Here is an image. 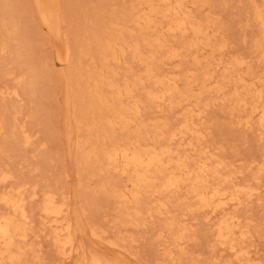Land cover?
<instances>
[{"label": "bare ground", "instance_id": "6f19581e", "mask_svg": "<svg viewBox=\"0 0 264 264\" xmlns=\"http://www.w3.org/2000/svg\"><path fill=\"white\" fill-rule=\"evenodd\" d=\"M117 1L98 0V7L94 8L92 12L93 16L91 15V18L86 17L87 19L85 18L79 28L77 27L78 34H75V38L70 41L72 42L70 45L67 44L69 43L68 36L59 33L62 28L61 18L54 17L53 11L46 7H41L38 11V17L48 32L55 31V33L62 34V36L59 35V38L63 37L67 40L66 44L69 45V48H67L71 51L70 58L66 63V70H68V72L66 71V78L70 81L68 83H71L69 85H73V98H71L74 101L71 100L74 106L73 104L71 106L74 108L71 115L67 117L66 140L74 148V159L81 172L87 174L90 179H93L91 177H99V182L96 183L97 190L95 188L94 191V188H91L93 192H90V194L85 192L88 194L85 195L91 199V205L94 200L96 202L98 199L109 202L117 213L120 226L127 224L128 226L130 224L139 225L143 215L147 213L151 217L152 209L157 215H167V212H169L168 203L170 202V200L168 202V199L172 197L179 204L177 201L183 197L182 200L185 199L186 201H181L183 203L179 205L184 209L187 208L186 210L203 213V218L211 223L213 241L224 250H229L237 264H256L248 258L247 248L245 250L241 247V243L251 231L247 232L245 226L240 224V217L235 214V210L246 202L245 199H242V196L248 199L258 195L259 189L256 188L258 186L251 187L243 182L244 185H242L235 182L236 180L234 181L231 175L226 173L224 175L222 172L224 171V161L218 159L216 153L207 154L210 152L203 150L205 147L199 148L201 145L198 144H200L203 137V131H200L199 125L203 123L202 118L206 110L205 107L208 105L206 103L200 106L201 99L199 96L213 91L214 94L221 95L222 100L225 97V102L227 100L233 102L235 106L240 107V112H244L245 117L244 119L242 117L241 120L243 119L245 126L255 127L256 125V128L260 131L259 133L264 135V72L260 75H254L255 72L252 71V75L249 69V61L251 60L248 61L246 55L243 58H237L236 56L226 63H223V58H220L222 62L213 60L204 65H200L195 61V64L199 67L197 78L190 79L187 76L185 81L182 79L184 82L182 83L183 87H178L174 75L162 76L160 74L164 71L163 68L160 69L161 73L159 74L155 66H157L158 58L161 62V59L165 56L179 57L180 54V52L177 53L176 46L173 48L162 40L161 37L164 31H167L170 36H179L180 43L178 44L182 48L188 49V51L191 48H198L199 51H196V54L207 52V44L202 42L203 45L201 46V42L197 41L199 37L201 38L204 28L202 29V26L193 17V3H188L187 0H130L132 5L129 6L128 4L123 10L117 12L113 8L114 5L117 7ZM127 2L129 1L127 0ZM249 2L252 12V16H250L259 29V38L253 41L252 48L250 47L253 49L251 53L255 52L260 60L264 62V8L257 5L255 0H249ZM110 7L111 9H109ZM20 18L21 11L13 0H0V26L3 35L0 53H7L2 56L9 58L3 60L0 73L2 76H7L14 74L17 69L23 71L21 78H19L20 73L18 74L19 77L13 75L15 79H18L14 83L15 85L2 88L0 94L4 97L7 95L19 96L18 93L21 92H17V87L25 83H27L25 93L28 96L36 97V94H38L36 85L38 86L39 81L35 75L37 67L36 63L33 65L30 53H28L30 56L26 54L28 48L26 47L27 34L23 30L20 23L22 19ZM195 18H197L196 15ZM205 30L207 31V28ZM186 36L190 39H186ZM212 42L210 41V43ZM178 46L177 48H179ZM191 52L193 53V51ZM181 53L183 52L181 51ZM218 53L217 55H219ZM123 54H129L131 63L135 64L133 61L140 63L142 73L135 77L134 74L136 73L132 72L134 78L131 81L123 80V83L120 84L117 81L115 71H111L110 74H106L105 71L110 69V63L119 62L120 56ZM210 54L212 53L210 52ZM28 56L32 62H30ZM6 64H10L9 68ZM192 67L194 68V66ZM41 68L43 69V66ZM39 71H37V76L41 73ZM188 71L191 72L189 69ZM128 77L131 78L129 73ZM43 86L45 87V85ZM194 86L195 89L197 86V90L193 88ZM138 87L141 88L139 90L143 94L141 101L145 100L144 102L146 105L148 104V107L156 104L154 107L158 111L162 110L161 104L165 105L168 110H176L177 107L182 108L183 113L181 112L182 115L178 118L180 121L177 120L179 121L177 125L175 124L171 128L164 123L165 132L164 130L162 132V129L158 128L157 125V127L148 130L150 123L144 121L146 117L140 118V116L144 117L141 112L143 108L140 111L137 101L134 100L132 95L133 91L135 95L139 93L136 92ZM135 89L137 90L135 91ZM224 90H228V93ZM143 101L142 103H144ZM203 101L205 100L203 99ZM14 106L12 112L15 115L16 109ZM145 106L141 105V107ZM160 108L161 110H159ZM1 115L4 114L1 113ZM2 120L0 121V131L3 129V124H5V122L2 124ZM11 121L14 123L13 119ZM70 121H74L75 135L73 127L69 124ZM23 127L18 125L16 127L14 124L10 129L11 139L15 144L26 146L29 144L31 136L28 132L26 133ZM198 140H200L199 143H197ZM184 141H187V143L183 148V153L179 152V148L172 147L173 142L178 144L179 147L185 144ZM180 149L182 150V148ZM8 177V174L1 173V184L8 180ZM84 184L83 187H85ZM183 189L185 191L184 195L180 196ZM21 190L22 186L19 184L14 189L12 188L9 191L3 189L0 193V202L3 204L1 205L6 207V212L0 213V264L6 263L4 261L5 257L8 258L9 262L14 258L10 254V250L15 239L25 238L24 226L28 223L30 217L27 215V210H25L27 201L22 196L23 192L21 193ZM46 190L45 192L48 193V189ZM95 192L98 198L94 197H97V195H93ZM50 193L43 195L44 198H42L39 212H41V218L44 222L41 221L44 223L45 228L49 230V237H47L52 241L63 260L71 257L75 252L78 259L75 264H129L120 258H110L107 255L87 252L76 241L78 233L83 229L77 227L71 220L69 205L65 204L68 198H65L64 202H57L56 196H54L56 192ZM24 195L26 194L24 193ZM35 195L33 193L30 198L32 199ZM151 203L153 206H150ZM230 208L232 210L229 212L228 209ZM79 209L78 211H80ZM184 209H181V212ZM82 215L84 216V214ZM89 223H86L87 227L84 228L88 235L109 248L125 251L122 249L123 246L119 244V239L112 240L113 238H111L110 240V238L104 236L103 232L98 231L92 223ZM178 225V220L168 218L161 225L162 228H160L157 237L163 238V234L167 233L166 235L172 238L174 246H182L183 242L179 241L183 239V234L187 228L181 226L180 229ZM249 255H251V252ZM133 256L136 257L137 255Z\"/></svg>", "mask_w": 264, "mask_h": 264}, {"label": "rangeland", "instance_id": "374dc122", "mask_svg": "<svg viewBox=\"0 0 264 264\" xmlns=\"http://www.w3.org/2000/svg\"><path fill=\"white\" fill-rule=\"evenodd\" d=\"M13 1L21 11L20 19L22 20H20V23L23 26V30H25V33L27 34L26 47L28 48L26 49V54L30 53L31 56L29 54L28 55L32 58L33 65L36 63L35 65L37 68H35L37 70H35V75L40 85H36V88L38 89L36 97H30L25 93L27 83L17 87V92H21L18 93L19 96L7 95L4 97L0 94V121L3 119L4 121L2 120V124L5 122V124H3V129L0 131V174L6 173L9 175L8 180L2 182L3 184L0 182V193L3 189L9 191L12 188L14 189L16 185L20 184L22 186V196L27 201L25 203V210H27V215L30 217V220H28L29 224L27 223L24 226L25 238L15 239L12 245V247H14H11L10 254L14 257L12 258L13 260L11 259L9 262L8 258L5 257L6 259H4V261L6 263L4 264H75L78 260L75 252H73L71 257L63 260L61 254L58 253L54 244L48 238L49 230L45 228L39 208L43 200L42 198H44L43 195L49 194L51 191L52 192L50 194L56 192L54 196H56L57 202H64L65 198L69 199L65 201V204L67 203L69 205L71 220L77 227L79 226L80 229H83L80 233H78L76 241L81 244L87 252L107 255L110 258H120L129 264H237L233 256L229 253V250H224L220 245L213 241L212 228L210 227L211 223L203 218V213L200 211H193V213L191 210H186L187 208L184 209L181 205H179L180 203H183L181 201H186L185 199L182 200L183 197L177 201L179 204L176 203L172 197L168 199V202L169 200L170 202L168 203L169 212H167V215H157L154 213V209H152L150 217V214L148 215L145 212L146 214L141 217L139 225L137 226L133 224H130L131 226H128V224L125 226L122 225L123 227L120 226V223H118L119 220L117 219V213L109 202L102 199H96V202L94 200L95 204L93 203L91 205V199L85 192L90 194V192H93V188L94 191L95 188L97 190L96 183L99 182V177H91L93 179H90L87 174L81 172L80 167L74 159V148L68 144L66 140V133L68 130L67 117L71 115L74 108V104L72 103L74 101L72 99L73 85L70 86L69 84L71 83H68L70 81L66 78V71L68 72V70H66V63L71 55V51L68 49L69 45L72 44L70 41L75 38V34H78V28L81 23L85 21V18H91L94 8L98 7V0ZM128 1L129 2H127V0H118V4L116 3L117 7L114 5L113 8L115 11L119 12L128 4L129 6L132 5V2L130 0ZM187 1L188 3H193V17L195 21L202 26V29L204 28L201 38L199 37L197 41L201 42V46L203 43L207 44V52L204 53L205 55L203 53V55L199 54V52L196 54L195 52L199 51L198 48H191L189 49L190 51H188V49L182 48L180 44H178L180 43L179 36H170L167 31H164L161 37L162 40L167 45H171L173 48L176 46L175 49H178L177 53L179 54L180 52V54L179 57L165 56L161 59V62L158 58L156 63L157 66H155L157 67V73L159 72L160 74V69L163 68L164 71H162V74L160 75H174L178 87L181 86L182 88V83H184L182 79L185 81V77L187 76L190 77V79H196L199 74V67L195 64V61H197L196 63H199L200 65H204L208 61L211 62L213 60L216 62L223 61V63H226L236 56L237 58L248 56L247 60H251L249 61V69L252 75L253 72H255L254 75H260L264 72L262 71L264 70V65H262L264 62L260 60V57L255 52L251 53L253 51V49H251L253 41L259 38V29L256 22L251 17L252 12L249 0ZM255 1L257 5L264 8V0ZM41 7L51 9L54 17L58 16L59 19L61 18L62 31L59 30V33H62L65 36L67 35L69 43H67V40L63 37L59 38L62 34L60 35L58 32H56V34L55 31L51 33L48 32L47 28L41 23L38 17V11ZM109 9H111V7ZM109 9L107 8V10ZM63 15L65 16L64 18L62 17ZM195 15L197 18H195ZM206 28L207 31L205 30ZM166 35L170 39H168ZM190 38L186 36V39ZM1 40H3V35L1 33L0 26V44L2 42ZM210 41H213V44L210 43ZM177 46L179 48H177ZM213 50L216 51L214 52ZM181 51L183 53H181ZM191 51H193V53ZM189 52H191L192 55L191 53L188 54ZM210 52L212 54H210ZM217 53L219 55H217ZM3 54L7 53H0V66L3 63V60L9 59L7 57V59L3 57ZM198 54L199 56H197ZM208 55L210 56L207 57ZM29 56L28 58L31 60ZM220 58H223V60L221 61ZM32 60L30 62H32ZM120 60L117 63H110V69L105 71L106 74H110L111 71H115L117 73L118 83H123V80L131 81L134 78V75L136 77L142 73L141 64L138 62L137 64L136 61H133L135 64L131 63L129 54L121 55ZM6 65L7 68H9L10 64ZM42 66L43 69L41 68ZM192 66H194V68ZM188 69L191 70V72L188 71ZM37 71H39V73L41 72L39 76H37ZM132 72L137 75H133ZM19 73L20 77L18 76ZM21 73H23V71L18 69L14 74H9L7 76H2L0 73V91L2 88L12 87L15 85L14 83H16V80L18 79H15V76L13 75H17V77L21 78L23 75H21ZM128 73L131 78L128 77ZM42 85H45V87H42ZM18 88L20 89L18 90ZM193 88L195 89V86ZM137 89H135V91L137 90L136 92H139L136 93V95H138L136 96L134 91L132 95L134 96V100L137 101L140 111L142 108L146 111L145 113L143 110L141 111L144 117L140 116V118L142 119L146 117V120H143L150 123L148 130L158 126V128L162 129V132L163 130L165 132L166 129L163 127L164 123L171 128L174 127L175 124L177 125L180 121L178 118L182 115V108L177 107L176 110H168V108L165 105L163 106V104H161L162 110L161 108L159 109L161 111H158V109L154 107L156 104L150 106V108L147 106L148 104L146 105L144 102L145 100H142L144 103L141 101L143 98V94H141L142 91L139 90L141 88L138 87ZM195 90H197V86ZM224 91H227L228 93V90ZM212 92L199 96L201 99L199 105L202 106V104L206 103H208V105L205 107L206 110L202 118L203 123L199 125L200 131H203V137L201 138V141L198 140L197 143L200 141V144L198 145L201 146H199V148L201 149L203 146L205 147L203 150H208L210 152L207 154L216 153L218 159L220 158L224 161V171H222L224 175H231L234 178V181L236 180L235 182L242 185L247 184L251 187L258 186L256 188L260 191L258 190L257 196H253L248 199L245 198V196H242V199L246 200L244 203L245 205L243 204L241 205L242 207H238V209L235 210V214L240 217V224L245 226V229L248 230L247 232L251 231L247 234L246 239L241 243V247L245 250L247 248L246 251L249 252L247 256L252 263L264 264V173H262L264 172V156H262L264 155V135L259 133L260 131L256 128L255 124V127H247L243 124L245 114L244 112L242 113L239 111L240 107L235 106L231 101L227 100V102H225V97L223 101L221 95H217ZM215 96H217V98H215ZM203 99L205 101H203ZM72 104L73 106H71ZM141 105L145 107H141ZM13 106L16 109L15 115L12 112ZM231 107H234V110ZM1 113L4 115L2 116ZM7 114L10 115L8 116ZM242 117L243 119L241 120ZM9 118L11 119L9 120ZM12 119L14 120V123L11 121ZM73 122L74 121H70L69 124L73 127L75 135L76 129ZM158 123L162 126H159ZM14 124L16 127L17 125L24 126L23 128L26 130V133H29L31 139L28 145H18L12 142L10 129ZM174 142L172 143V147L179 148V152L183 153V148L185 147L187 141H184L185 144L183 143L184 145H180L179 147L178 144ZM203 144L206 145L204 146ZM180 148H182V150ZM85 175L87 179H85ZM248 179L251 181L253 179V181L251 182ZM82 183H85V187H83ZM46 189H48V193H46ZM184 192L185 191L183 189L182 192H180V196H183ZM24 193L26 195H24ZM33 193L36 195L31 199L30 196ZM93 195H97V193L95 192ZM94 197L98 198V195L97 197ZM1 204L2 202H0V205ZM2 205L0 206V213L6 212V207ZM151 205L153 206L152 203L150 206ZM180 208L184 209L182 210L183 212H181ZM78 209L80 211L82 210L81 213ZM231 210V208L228 209L229 212ZM82 214H84L85 218ZM168 218L178 220V228L181 229V226H185L187 228L183 234V239L179 241L183 242L182 246H174L171 240L172 238L169 237V235H166L167 233L163 234V238L157 237L159 231L161 230L160 228H162L161 225ZM86 223H92L98 231H101V233L103 232L104 236L110 238V240L111 238H113L112 240L119 239L118 242L121 246H123L122 249L125 251L112 247L109 248L105 244L100 243L95 238L88 235V233L84 231V228L87 227ZM24 242L27 245H25ZM31 242L33 243L31 244ZM133 252V255H137L138 257H134L132 255ZM250 252L251 255H249Z\"/></svg>", "mask_w": 264, "mask_h": 264}]
</instances>
